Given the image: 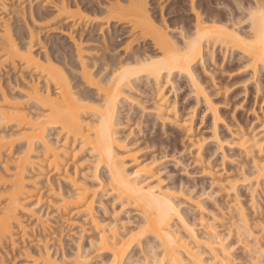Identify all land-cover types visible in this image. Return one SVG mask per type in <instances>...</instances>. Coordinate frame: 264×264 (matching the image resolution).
<instances>
[{
    "label": "bare ground",
    "instance_id": "1",
    "mask_svg": "<svg viewBox=\"0 0 264 264\" xmlns=\"http://www.w3.org/2000/svg\"><path fill=\"white\" fill-rule=\"evenodd\" d=\"M54 1L55 7H52L55 8L53 10H56V16L58 18L67 16L66 22L72 23L67 24L68 27H76L78 21L84 18L81 15L83 14L81 10L79 8H75V10L68 0H59L58 2L56 0V3ZM151 1L153 0H125L124 2L127 3L125 4L121 0H115V2L113 0L114 4L110 2V7L106 8L109 18L106 13L105 16L108 20L106 21L107 26H110L113 21L119 24L122 23L126 27L129 26L128 30L131 29V31L136 32H131L135 35L133 36L134 40L135 38H142L144 41H150L153 51L148 52L151 49L150 46L148 50L144 48L146 51L143 50V52L136 48L128 52V49L130 50L128 48L125 50L126 52L124 51L125 56L121 54L122 57H120L121 55L119 56L116 53L120 58L113 55L114 58L111 56L112 59H108L109 62L104 60L105 63L101 59L96 60V62L100 60L99 62L102 64V67H99L102 69L99 70L100 74L103 72L98 80L88 70L90 60L88 59L89 62L85 63L86 60L84 59L85 62H81L80 79L86 81L85 86L88 83L90 89L88 88V91L81 89V92L73 90L65 70L54 63L55 57L46 50L47 46L45 44H41L46 42L35 38L37 33L36 30L32 31L34 29L31 26L33 22L36 23L39 20H37V18H40L39 13L43 16L41 10L39 13H34L30 8V17H28L32 20V22L30 20L31 26L27 23L26 13L23 14L28 24V32L26 30L23 32L24 34L21 33L23 34L22 38L20 37L21 34H18L22 39L19 41H17L19 37H15L17 34L14 35L9 21H4L0 29V67L2 65L7 66L6 63L10 62L8 67L12 66L15 69L20 63L22 71L32 70L31 73L36 74V76L39 73V77L37 76L38 79L34 80L33 75L29 76V79L21 76L22 83L19 86L22 87L20 91L25 95V101H20L18 98L17 100L16 97L7 94L6 91L2 90L0 84V124L4 123L5 127L16 126L15 130L21 132L19 133L20 138L25 140L22 147V143H19L17 138L6 134L0 135V161L6 154L9 157L8 160L2 163V168H0V184L3 183L6 188H9L6 194V202L2 205L0 212L1 260H3L2 250L5 242L11 241L14 246L15 228H17V225L21 229L23 228L22 217L19 214L22 210H25L26 203L33 200L34 191L32 186L35 187L38 180L43 178L42 173L29 175V170L34 167L43 170L47 166L50 172L58 174L57 183L48 189L55 198L54 204V202H51L52 198L50 197L49 205H55L56 212L54 213L57 215L56 218L59 219L58 223L64 222L76 225L73 219L67 218L69 217L67 215L71 216V214L77 213L84 216L85 221L90 224L91 230H94L93 234L88 233L90 234L88 238L89 246H84V248L88 246L89 249L81 251V247H79L78 264H124L125 259L130 255V251L135 248V245L140 248L144 247L141 238L145 235L151 236L153 238L152 242H154L150 243L151 247L154 244L152 249L148 247L149 251L147 249L145 253L143 251L146 255L144 256L146 264L149 263L147 256L156 253L154 249L155 242L161 248V255L163 256L154 255V259L152 257L154 261H150L152 264H233L224 243L212 226L208 231L210 237L206 242H203L205 248L202 246V241L196 235L195 229L179 209L180 199L186 196H184L182 190L175 191L174 189L165 188L159 179L158 172L154 171L155 169L152 167V162L158 160V157L154 156L151 162H146L147 159H142L140 150L135 145L136 143L134 141L132 143L128 135L121 134V130L126 127L127 121L125 119L128 120L129 118L123 116V110H125L123 106L124 103L134 102L139 88L144 87L147 89L150 96H157L153 108L158 120L162 122L163 126L171 124L180 132L185 131V140L191 143L190 147L198 148V160L202 161L200 153L202 140L196 138L193 133L191 123L193 119L180 117L176 99L175 101L169 100L164 90L174 78L176 80L183 77L188 79L195 87L196 97L198 99L203 98L208 106L210 105L209 107L213 112V122L217 127L221 119L220 114L217 107L209 103L211 102L210 98L205 91L202 80H200L201 78L199 79L196 75L195 65L198 62L204 64L208 60L205 56H210L211 60L215 62L217 61V54H221L227 63L230 57H234L233 63L236 62L239 65L245 63L244 66L246 67L244 68L251 69L255 76L260 71L264 72V15H261V12L264 11V0H250L248 9L246 6L243 7L245 3L242 2L244 4L241 11H234L230 6L229 9L226 4H223L222 6L225 5L228 8L223 10V13L220 12L222 11L221 8L214 7L215 4L214 6L200 5L197 8L195 5L197 0H190L192 14L194 13L196 17L194 25H191L190 22L180 24L182 26L181 31L178 32L179 36L177 33H173L174 31L169 32V26L166 25L163 15L161 17L164 24L157 21L152 4L159 7L162 3L159 5V2L154 0L151 3ZM241 1L236 0L234 2L241 5ZM7 6L8 3L5 0H0V19H4L3 14L6 13ZM161 7L162 9H160ZM160 8L163 12L165 6L161 5ZM244 8H246V11H244ZM242 9L244 10L242 11ZM235 17L238 18L237 21H234ZM73 23L76 24L73 25ZM81 24L82 22L78 25L81 26ZM176 26L178 27L177 24ZM72 34L70 39H72V44L76 48V56L80 62L81 57L83 58L81 56L83 55V47H80L82 43L77 42L78 39ZM131 40L133 41V39ZM38 44H41L40 47L37 46ZM128 46H130V43ZM37 48L41 49L35 53ZM102 57L106 56L103 55ZM261 72L259 75L263 74ZM91 91L94 93H91ZM154 97H151V99H154ZM94 98L98 100L99 105L92 111L89 102L90 100L92 102ZM136 98L138 97L136 96ZM32 110H39L40 113H33ZM260 124L259 127L251 131L242 128L236 130L234 135L236 139L235 146L246 155L244 164L247 167H242L240 172L229 176L231 181L227 182V185H222L227 194L231 191L235 192L241 186H247L248 189L254 191V194L264 186V118ZM50 128H55V138H50L52 134ZM133 133L135 131L131 129L129 134ZM217 134L215 132L214 135L218 137ZM77 146H80L78 150ZM17 147L20 149L15 153ZM36 149L38 154L33 155ZM80 150H85V154L81 156L82 158H86L88 155L93 158L94 165H89V167L92 166L91 168L95 174L92 175L99 179L98 182L92 183L89 177L79 170L78 166H74L71 170L69 164L72 163L65 161L71 155L76 158ZM35 159L38 161H35ZM10 164H13L14 167L11 168ZM101 168L104 170L100 178L97 176V172ZM100 194L108 195L107 197H110L109 199L114 203H118L117 205L120 204L119 206L124 211L131 209L136 211L141 217V222L133 226L122 223L123 221L118 219L119 216L116 215L117 217H115L116 209L113 210L115 211L114 219L111 222L108 223L105 219L99 218L96 214L95 204ZM239 201L237 199L236 206L238 205L240 213H243V203ZM31 214L32 218H36V215L40 212L36 214L32 210ZM243 215L245 214L243 213ZM245 217L243 216L242 220H246ZM38 220L43 225L44 232L46 227L43 218L41 220V217H38ZM64 223L61 224L64 225ZM251 237L256 250L264 251L262 249L264 241L263 244L261 242L262 236L254 235V232H252ZM147 245L149 244L147 243ZM204 252L209 254L208 259L204 257L206 254ZM39 254L44 264L69 263L64 260L65 258L59 261V259L53 257L48 249L45 251L40 250ZM131 263H133V260ZM139 263L143 264L144 262Z\"/></svg>",
    "mask_w": 264,
    "mask_h": 264
},
{
    "label": "rangeland",
    "instance_id": "2",
    "mask_svg": "<svg viewBox=\"0 0 264 264\" xmlns=\"http://www.w3.org/2000/svg\"><path fill=\"white\" fill-rule=\"evenodd\" d=\"M5 1L8 3V6L6 13L4 12L3 14L4 19H0V29L4 24V21L6 22L8 20L9 25L13 28L11 29L13 30L14 35L17 34L15 37H19L18 34H21L26 30L28 32L27 23L30 25L32 22L31 18H29L30 8L34 13H39L41 10L43 16L39 13L40 18H37V20H39L36 21L38 25L34 22L32 24H35V26L30 25L32 29H34L32 31L34 32L36 30L37 34H35L37 37L35 38H39L42 42H46L41 44H45L47 46H45L46 50H48L49 53L55 57L54 63L65 70L75 92H81V89H86L85 91L90 89L88 83L87 86H85L86 81L84 82L80 79L82 72L81 62H83L84 59L86 60V62L84 61L85 63L90 60V63H88V70H90V72L93 73V77L98 80L103 72L100 74L99 70H102L100 69L102 64L99 62L100 60L97 61L100 64H98L96 60L101 59L103 63H105L104 60L109 62L108 59L110 60L113 55H117V58L121 54L125 56L124 51L128 48H130V50L128 49V52L135 48L140 49L141 52H143V50H145L144 48L148 50L150 47L151 49L148 52L153 51L150 41H144L142 38H135L134 40L133 36H135L134 33L136 32L131 31V29L128 30L130 28L129 26L126 27L121 23L123 25L122 26L121 24L113 21L110 26L108 25V28V23L106 22L108 20L105 13L106 15L108 14L106 8H109V5L114 4L113 0H68L71 2L74 9L79 8L81 13H83L80 14L84 18L79 20L82 24L81 26L78 25L81 23L78 21V27L76 26L77 28L75 26L72 27L76 23H73L71 26L72 28L68 27V25L72 23L70 22L69 24L66 22L67 16L60 18L56 16V10H53L55 8L52 7H55L53 0H18V2L17 0ZM58 1L59 0H57V2ZM124 1L125 0H121V2ZM153 1H151V3ZM156 1L159 2V5L162 3L161 5L163 7L165 6V8L163 9V12H161V5L158 7L156 4H152V7L154 6L153 12H156L154 13V16L157 21L164 24L161 17L163 15L166 25L169 26V32L174 31L173 33L178 34V32L181 31L180 29L182 25L180 24H184L186 22H190L191 25H194L196 17L194 13L192 14V7H190L192 4L190 0H155V2ZM234 1L236 2V0ZM234 1L197 0L195 5L199 8L200 5L214 6L215 4L214 7H219L218 9L221 8V13L224 12L223 10L228 9L229 6L231 9L233 8L234 11H241V7L244 3L245 5L243 7L246 6L248 9V2L250 0H242L241 5H237V3H239L238 1L235 4ZM110 2L112 3L110 4ZM186 2H190V4ZM242 2L244 3L242 4ZM54 3H56V0ZM73 4H76L75 6L79 7H75ZM223 4H226L228 8L225 5V7L222 6ZM246 8H244L245 10L242 9V11H246ZM205 11H203V13H205ZM215 12L217 11L215 10ZM25 13L27 15H25L28 20L27 23L25 19L26 17L23 16ZM237 19L238 18L235 17L234 21H237ZM116 23L117 25H115ZM119 26L121 27L119 28ZM81 29H84L85 31ZM23 34H21L20 37L23 36ZM25 34L27 35V33ZM71 34L78 40L74 37L71 38H74L77 42L79 41L82 43L81 46L79 45L81 48L83 47V55H81L83 58L81 57L80 62L76 56V48H74L75 46L72 44V39H70ZM20 37L17 41L22 38ZM130 39H133V41H130ZM128 42L130 43V46H128ZM41 44H38L37 46L40 47ZM43 47L42 49H44ZM40 49L37 48L35 53L40 51ZM116 53H118L119 56ZM98 54L100 55L99 58ZM103 55L106 57H102ZM122 55L120 57H122ZM92 57H96L97 59ZM205 58L208 60L206 59L207 61L204 64H200V62H198L195 65L197 70L196 75H198L199 79L201 78L200 80H202L201 82L211 101L209 103L217 107L220 114L221 119L217 127H215L213 122V112L209 107L210 105L208 106L207 102L203 98L200 97L198 99L196 97L197 94L195 87L188 79L183 77L176 80V78H174L164 90L165 93H167L169 100L175 101L176 99L178 104L177 110L180 117L184 119H193L191 122L194 131L193 133L196 138L202 140L200 152L202 161L198 160V148L190 147L191 143L185 140V131L180 132V130L176 129L171 124L163 126L162 122L158 120L154 114L155 110L153 108V103L157 96H150L149 91H147L144 87L137 90L138 93L135 95L134 102L131 101L133 104H123V107H125V110H123V116H128L129 118L128 120L125 119V121H127L126 127H124V130H121V134L124 136L128 135L129 140L136 143L135 145L140 150L142 159H147L146 162H151L152 157L154 156L158 157V160L152 162V167L155 169L154 171L158 172L159 179L162 181L165 188L174 189L175 191L182 190L184 196H186L181 199L179 198L181 202V204L179 203V209L181 210L182 215L186 217L185 219L188 220L191 226L195 229V233H197L196 235L202 241L201 244L204 248L205 245H203V242H206V240L210 237L208 231L212 226L215 229L216 234L224 243L229 258L233 264H264V251L260 252L258 249L256 250V246L251 237L252 232H254V235H261V242L263 244L264 189L262 188L264 186L260 188L262 190L259 189V192L257 191V193L255 192L254 194V191L248 189L247 186H241L235 192L231 191L229 194H227L222 187V185H227V182L231 181L229 176L240 172L242 167H247L244 164L246 161V155L235 146L236 139L234 135L237 129L242 128L244 130L251 131L256 127H259V125H261L260 123H262L264 118V72L260 71L263 73L260 75V72H258L256 77L251 69L244 68L246 67L244 66L245 63L240 65L236 62L233 63L232 60L234 57H230L228 63L224 60L221 54H217V61L215 62L211 60L210 56H205ZM8 64H10V62H8ZM8 64L6 63L7 66L4 65L5 67L2 65L3 68L2 66L0 67V84L2 90L6 91L7 94L12 97H16V99L18 98L20 101H25V95L20 91L22 87L19 86V84L22 83L21 76H25L29 79V76L33 75L31 73L33 71H22L20 63H17L18 67L15 69H13L12 66L8 67ZM96 74L99 75L97 76ZM37 76L39 77V73ZM37 76L35 74L32 78L37 80ZM16 80L20 82L18 83ZM17 83L18 85H16ZM91 93L94 92L91 91ZM88 95L86 96L92 98ZM136 96L138 98H136ZM151 97H154V99H151ZM89 105L92 106H90V110L93 111L96 107H98L99 102L94 98L92 102L90 100ZM32 111L33 113H40L39 110ZM15 128L16 126L14 125L5 127V124L1 123L0 135L6 134L11 135L13 138H17V141L22 143L21 146L23 147L25 140L20 138L19 133L21 132L16 131ZM131 129H133L135 133L129 134ZM51 130L52 134L50 138H55V128ZM215 132L218 133V137L214 135ZM78 148H80V146H77V150ZM18 149L20 148H15L14 152L16 153ZM82 150L78 152V156L76 158L71 155L65 161L72 163L69 164L71 170H73L74 166H78L79 170L86 174L92 183L98 182L99 179L95 178V176L93 177L92 175L94 174L93 169L91 168L92 166L89 167V165L93 164V158L89 155L86 158H82L81 156L85 154V150ZM37 154L38 150L36 149L33 152V155ZM2 159L0 161V168H2V163L8 160L9 157L6 154ZM35 161L38 160L35 159ZM10 167L13 168V164H10ZM103 170L104 169L101 168L100 171L98 170L97 172V176L100 178ZM29 171V175L31 176L33 173H42L41 175H43V178L38 180L35 187L32 186V190L34 191V194L32 195L33 200L27 202L25 210H22L19 214L20 217H22L21 220L23 222V228L21 229L20 226H16V232L13 235L15 241L14 246L11 241H7V243L5 242L2 250L3 260H1V257L0 264H44L39 251H45L46 249L50 251L53 257L59 259V261L65 258L64 260H67V262H69L68 264H78L77 255L79 247H81V251L87 248L89 249L88 238L90 234H93L94 230H91V226L88 224V221H85V217L77 213L71 214L72 217L67 215L69 216L67 218H70L71 220L73 219V221L76 222V225L64 222L58 223L59 219L56 218L57 215L54 213L56 212L55 205H49L51 198V202H54L55 204V198L51 195L50 191H48L51 186H55L57 183L58 174L50 172V169H48L47 166H45L43 170L41 168L37 169L34 167ZM8 191L9 188H6L5 185L1 183L0 212L2 205L6 202V194ZM107 196L108 195L106 194H100L96 199L95 209L99 218L103 220L105 219L108 223L109 221L111 222V220L114 219L113 217L115 211L113 210L116 209L117 212H115V217L119 216L118 219H121L123 221L122 223L133 226L141 222V217L138 213H136V211L132 209L124 211L119 206L120 204L117 205L118 203L116 202L115 204L109 199L110 197L108 198ZM237 199L238 201L240 200L239 202L243 203V213L246 217L245 215L243 216L246 220H242L243 213H240L238 205L237 209ZM32 210H34L36 214L40 212L41 215L38 214L39 216L36 215V218H32ZM38 217H41V220L43 218L44 226L46 227L44 231L45 233L43 232V225L38 222ZM119 222L122 224L121 221ZM61 223H64V225ZM141 240L144 243H142L144 247L140 248L138 245H135V248H132V250L134 249L133 252L131 250L130 255L128 256L130 259L127 257L124 264H136V261L137 264H140L139 262L145 263L146 260H144V256L146 255L144 253L146 249L149 251L153 248L154 244L151 247L150 243L152 244L154 242H152L153 238L151 236L148 237L147 235L143 236ZM147 243L149 245H147ZM155 243L156 246H154V249L156 253L152 256H147L150 264L154 261L152 260V257L154 259V255L160 256L162 253V250L158 246L157 242ZM86 245H88L87 248H84ZM262 249L264 250V245L262 246ZM204 254L203 256L208 259L209 254L207 252H204ZM132 260L133 263H131ZM151 260L152 262H150ZM149 263L147 262V264Z\"/></svg>",
    "mask_w": 264,
    "mask_h": 264
},
{
    "label": "snow or ice",
    "instance_id": "3",
    "mask_svg": "<svg viewBox=\"0 0 264 264\" xmlns=\"http://www.w3.org/2000/svg\"><path fill=\"white\" fill-rule=\"evenodd\" d=\"M261 15H264V11L261 12Z\"/></svg>",
    "mask_w": 264,
    "mask_h": 264
}]
</instances>
